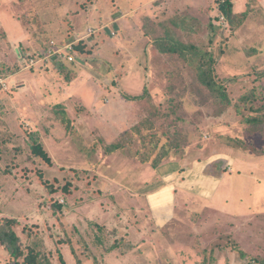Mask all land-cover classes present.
Instances as JSON below:
<instances>
[{"label":"rangeland","instance_id":"1","mask_svg":"<svg viewBox=\"0 0 264 264\" xmlns=\"http://www.w3.org/2000/svg\"><path fill=\"white\" fill-rule=\"evenodd\" d=\"M119 2L120 11L131 9ZM179 2H169L168 11L159 10L157 17L166 21L187 13L199 20L200 27L193 25L203 43L211 41L206 50L216 61V79L229 105L218 94L199 89L191 72L183 75L184 84L172 58H158L154 45L147 52L152 43L133 37L124 26L122 33L118 23L116 38L109 28L93 33L75 62H60L64 68L54 59L28 68L22 55H33L51 41L73 42L89 27L112 23L108 6L116 4L0 0V77L12 86L0 93V223L15 221L23 247L43 250L44 244L54 264H230V254L241 249L249 255H237L241 264L264 260V203L255 205L254 215L238 219L181 204L163 231L143 196L158 169L132 155L139 141L145 147L150 143V104L170 107L161 111L156 137L164 126L172 127L190 141L186 156L192 162L214 161L217 174L230 172L225 156L243 153L242 166L250 164L245 172L253 171L262 181L251 194L264 189V155L238 149L243 141L264 150V124L256 126L262 132L246 123L258 114L242 101L259 97L255 108L264 104V11L255 5L247 21L221 31L218 0ZM236 2L238 12L246 10L244 0ZM121 44L124 49L118 50ZM168 75H174L172 82ZM145 91L142 101L127 99ZM114 144L125 149L108 152ZM248 178L232 180L236 191L228 199L229 209L240 205L237 193H247ZM211 249L215 258L209 256ZM0 264H15L1 244Z\"/></svg>","mask_w":264,"mask_h":264},{"label":"trees","instance_id":"2","mask_svg":"<svg viewBox=\"0 0 264 264\" xmlns=\"http://www.w3.org/2000/svg\"><path fill=\"white\" fill-rule=\"evenodd\" d=\"M246 1V10L243 12H236L234 9L233 0H218L219 16L216 19V26H218L221 31H224L229 27L236 28L248 20L251 12L254 10L253 8L255 5L264 11V9L259 6L257 0ZM221 16L225 17V25L220 24ZM142 29L144 31H148L145 35L150 38L152 45H154L162 57L168 59L172 58L173 63H177V65L180 66L179 75L182 77L184 84L186 81L183 79V75L187 72H191L193 74L192 79L196 82L199 89L204 88L209 90L212 94H218L219 96L217 97L221 100V102H226L228 105L230 104V101L226 95V91L216 79V61L206 50L211 47V41L203 43V37L200 36L199 32L193 29L187 19L171 18L169 21L164 23L158 22L156 24L152 23L150 25H143ZM69 41L59 44L75 43V48L77 51H82L83 44L86 45L89 42L88 39L84 38L78 40L76 39L73 42ZM83 41L84 43H82ZM47 46H45L43 49H45ZM80 56H83L82 52ZM54 62L57 67L64 68L62 63L56 59H54ZM168 77L169 81L172 82L174 75H168ZM145 95L147 96V91H145L142 95L128 96L127 99L131 101H142L144 100ZM258 98L259 97L252 99L249 96H246L244 99H242V101L245 104H250L251 113L255 112L258 114L257 116H249L246 119V123L252 124L256 130L263 132L261 128L256 127L257 125L264 124V104L257 108L254 106L258 102ZM151 101L152 100H149L148 104ZM149 107L148 109L151 113V120H149L150 128H148L150 134L149 137H151L150 143L145 147V145H141L139 141L140 148L137 147V150L134 152L132 157L133 159L139 160V162L143 164L150 165L153 169H158L165 161L169 159L177 157L184 158L187 154L186 148L189 146L190 141L178 136L179 134L177 131H175L170 126H164L163 133L159 137H156V135H154L155 132L153 133V131L155 128H159L158 125L160 122V114L164 113L165 111L168 112L166 108L170 107H167L166 105L161 107L156 105L153 106L151 104ZM161 111L163 112L161 113ZM253 132L256 133L255 130ZM121 149H125L122 144H114L110 146L107 151L115 152ZM238 149L243 152L250 151L257 157L264 155V150H260L255 146L247 144L243 141L240 142ZM36 151L39 155H42V157H46L45 153L42 152L40 148H37ZM14 224L15 221L10 219H5L0 223V244L6 250L10 260H12L15 264H54L53 261H51L50 255L47 253L45 249L46 246L44 244L43 250H37V248L33 245H26L23 247V241L17 234ZM162 230L164 231L166 228H163ZM206 250L207 249H203V252ZM210 252L211 253L209 256L214 257V250L211 249ZM253 260L256 264H264V260ZM208 263L210 264V261H208ZM208 263L207 261H204V264ZM250 263L251 261L246 264Z\"/></svg>","mask_w":264,"mask_h":264},{"label":"crops","instance_id":"3","mask_svg":"<svg viewBox=\"0 0 264 264\" xmlns=\"http://www.w3.org/2000/svg\"><path fill=\"white\" fill-rule=\"evenodd\" d=\"M112 1L116 4L118 0H106ZM121 3H127L131 9L127 11H120L116 6L111 7L108 6L109 12H114L113 22L110 24L102 25L101 27L97 28V30H93V28H88L86 35L78 36L76 39H88L93 34H89V30H92L93 33L96 32H106L107 28L110 29V35L114 39L116 38L120 32L119 29L114 27L117 23L120 25L121 32H125L123 26L132 30L135 35H132L135 38L150 40L148 36L145 34L148 31H144L142 29L144 25H150L152 23H164L169 21L171 18H184L187 19L189 24L193 27L195 31H197V24L193 25L194 22L199 23V20L194 17V15L189 14H176L173 17L169 18L166 21H163L162 18L159 19L157 17L159 14V10L166 12L168 7L166 6L169 2H174L175 0H137V7L133 9L132 2L134 0H119ZM237 0H233L234 9L236 12V2ZM246 3L247 1L244 0ZM259 6L264 9V0H257ZM125 3V4H126ZM178 3L179 0H178ZM245 3V7H246ZM126 4V5H127ZM179 7L177 4H175ZM173 5V6H175ZM197 7V6H196ZM194 7V9L196 8ZM112 8V9H111ZM165 8V9H162ZM117 11V12H115ZM196 11L201 12V9L197 7ZM111 16V17H112ZM219 16V14H218ZM217 16V17H218ZM135 17V18H134ZM161 17V16H160ZM143 20V21H142ZM141 21V22H139ZM122 22V23H120ZM140 26V29L138 25ZM138 27V29H136ZM200 27V23H199ZM120 32V33H121ZM114 33V36L112 35ZM140 33L142 35H140ZM119 39V38H118ZM72 42V41H69ZM121 44V48L124 49V46ZM153 45L147 43L145 50L152 52ZM156 49V48H155ZM135 51V50H133ZM156 54L158 58L162 59V56L156 49ZM139 54H137L138 56ZM135 56V54H134ZM154 56V55H153ZM156 56H154L155 58ZM163 60V59H162ZM151 69L154 67V63L150 66ZM132 74V72H130ZM140 76V75H139ZM127 78L129 77L126 76ZM190 153V152H189ZM245 154V153H244ZM227 161V166L230 172H223L221 174H217L214 168V161H204V162H192L190 156H186L180 160H167L165 161L157 170V174L155 176V180L148 181L144 190V197L147 202L148 210L151 215V219L153 222L160 227L161 229L166 228L171 224V222L175 219L176 209L182 204L188 206H199L202 208H209L211 211L222 215L227 216L232 219L238 218H247L251 215H254L257 211L256 204L257 203H264V189H259L258 192L251 194V189L256 187L258 184H261L262 181L258 178L257 175L252 171L247 174L245 171L249 169V162L246 161V166H242L243 164V153L238 154L236 151L230 152V155L225 156ZM218 160V159H217ZM241 168L242 171L240 170ZM255 170V169H254ZM237 173V174H236ZM233 174L236 175L233 176ZM244 179L248 178V182L251 183L249 189H247V193L245 195L239 196V192L237 193V201L240 202V205L237 207L229 209V201L228 199H233L235 188H232V183L234 180H237L238 177ZM236 178V179H235ZM230 180L232 181L230 183ZM230 183V186H229ZM225 184V186H224ZM224 187L223 193L221 190ZM151 191V192H149ZM257 193V194H256ZM261 194V195H260ZM260 198V199H259ZM259 199V200H258ZM254 200H258L254 202ZM254 204L249 206V204ZM247 205L249 211L246 212L245 208L243 207ZM233 251V249H232ZM240 253L241 258H248L246 251L239 250L233 251L230 256L234 257L233 261L230 264H241L238 260L237 255ZM227 255V254H226ZM248 263V262H247ZM250 264L254 263V260H251Z\"/></svg>","mask_w":264,"mask_h":264},{"label":"built area","instance_id":"4","mask_svg":"<svg viewBox=\"0 0 264 264\" xmlns=\"http://www.w3.org/2000/svg\"><path fill=\"white\" fill-rule=\"evenodd\" d=\"M225 23V17L221 16L220 24L225 25ZM89 34H93V31L89 30ZM112 35L114 36V33ZM77 57L78 51L75 48V43L59 44L51 41L45 49L38 50L33 55H22L20 59L28 68H33L39 65V63L49 61L50 59L71 64L76 61ZM10 86L8 79L0 77V93L10 91V88H12Z\"/></svg>","mask_w":264,"mask_h":264}]
</instances>
